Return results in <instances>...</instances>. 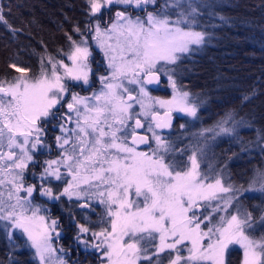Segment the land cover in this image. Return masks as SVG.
Segmentation results:
<instances>
[{"label":"snow or ice","instance_id":"obj_1","mask_svg":"<svg viewBox=\"0 0 264 264\" xmlns=\"http://www.w3.org/2000/svg\"><path fill=\"white\" fill-rule=\"evenodd\" d=\"M87 3L93 16L114 4L144 10L146 16L133 17L118 11L103 29L99 23L103 17H97L92 30L100 47L105 49L111 76L100 77L103 87L90 97L71 90L90 82L91 52L86 39L77 43L68 37L71 46L65 58L71 64L64 60L51 63L49 57L50 67L46 70L42 64L36 77L28 76L26 68L11 64L21 75L10 80L0 78V221L5 222L3 227L9 238L19 229L26 234L40 264H65L62 259L51 258L57 251L52 245L57 221L46 222L45 216L39 214L40 206L32 202L33 192L56 200L60 195L87 196L104 205L108 217L102 221L107 227L90 233L99 241L92 247L100 250L106 264H137L141 259L152 262L153 256L156 257L154 264H160L159 253L166 250H175L174 258L169 251V264H180L181 260L184 264H225L230 245H239L242 249L241 264H264V235L257 237L250 231L251 212L240 214L237 209V214L230 218L219 217L212 223L211 216L201 218L202 214L193 210L199 207L198 201L215 198L213 190L217 187L228 192L231 185L222 187L219 178L214 183L207 182L210 178L199 170L197 150L192 151L189 163L183 166L175 160L166 163L165 156L159 154L161 151L166 154L171 145L156 130L171 127L172 112L193 117L197 113L196 105L188 100L189 93L177 89L173 79L176 69H164L177 64L181 54L194 51L192 45L205 42L206 33L193 27L197 23L198 8L192 0H187L186 6L183 0H164L162 5H157V0H87ZM148 5H156L158 10L147 11ZM173 7L181 9L175 20L171 19ZM0 21L7 23L2 7ZM102 36L114 42L109 44L100 39ZM160 72L168 77L175 90L172 100L154 101L165 109L163 115L143 100L148 95L146 86L158 82ZM125 82L138 86L134 90L140 98L132 95ZM136 104L141 111L134 110ZM65 106L69 111L62 114ZM141 116L145 118L144 123ZM228 119L230 115L224 122ZM53 120H63L59 125L63 135L56 137L62 149L60 159L45 162L47 166L39 178L40 188L25 187V171L34 163V150L43 144L41 122ZM68 123L73 127H65ZM218 127L221 132L232 131L222 124ZM140 128L151 134L155 149L148 135L136 132ZM138 144L148 145L151 151H137ZM61 166L71 182L65 180L67 187L63 193L53 195L51 187L43 185L51 179H62ZM256 184L264 191V172L257 173L250 188ZM230 204L231 199L220 210L226 211ZM80 230L90 231L83 225ZM205 237L207 244L202 242ZM178 245L187 248V257L180 255L184 249H178ZM149 248L154 249L152 255L148 254Z\"/></svg>","mask_w":264,"mask_h":264},{"label":"trees","instance_id":"obj_2","mask_svg":"<svg viewBox=\"0 0 264 264\" xmlns=\"http://www.w3.org/2000/svg\"><path fill=\"white\" fill-rule=\"evenodd\" d=\"M192 3L198 8L193 27L206 33L205 42L182 54L173 68L174 80L189 93L197 113L195 117L176 115L171 127L160 130V135L181 166L196 143L210 139L204 165L220 172L225 184L248 189L238 191L239 206L243 213L252 214V233L264 235V191L255 185L250 188L257 173L264 170V0ZM0 7L7 22L0 21V78L8 80L21 74L11 64L35 76L46 59L65 55L71 46L68 37L76 41L86 34L93 18L87 0H0ZM158 89L162 87H149L152 93ZM229 115L231 119L224 122ZM221 124L232 131L221 132ZM77 202L72 199L73 207ZM77 205L78 222L85 218L83 211L88 218L97 213V207L92 213ZM59 229V239L68 244L63 246L67 256L94 257L92 251L78 247L74 233ZM3 245L0 264H37L25 236ZM239 259L238 248L231 247L225 264H239Z\"/></svg>","mask_w":264,"mask_h":264},{"label":"rangeland","instance_id":"obj_3","mask_svg":"<svg viewBox=\"0 0 264 264\" xmlns=\"http://www.w3.org/2000/svg\"><path fill=\"white\" fill-rule=\"evenodd\" d=\"M157 1H158L157 5H162L164 3V0H157ZM183 2L185 3V6H186L187 0H183ZM147 7L152 9V10H148V8H147V11H157L158 10L156 5H148ZM130 10H132L133 12H131ZM180 10L181 9H178V8H175V7L170 9L171 19L172 20H175L177 18V13ZM118 11H125L126 14H130L133 17L140 16L141 18H143V17L146 16V11H144V10H141V9H138V8H135V7H132V6L114 4L109 9L102 10L101 13L95 14V16H93V18L90 20V22H91L90 24H92L91 25L92 27H90L88 29V31H86V34L84 33L83 36H81L78 40H76L77 43H80V41L82 39H86L88 41V43L90 45V52H91V56L89 57L90 66H91V61L95 60L96 58H97L96 62H100L99 64H101V65L103 64L104 65L105 71L101 72V73H99L97 75L99 78L100 77H110L111 76V69H110V67L108 65V59H107V57L105 55V49L100 47L99 43L95 39V33L93 32L92 28L95 26V24L97 22V17L102 16L103 18L99 21V23L101 24V28L103 29V27L105 25L111 23V21L115 18L116 12H118ZM142 12H144V13H142ZM194 30L195 31H200V30H197V29H194ZM100 39L107 40V42L109 44L114 42L113 40H108L107 36H102ZM199 46L200 45H192V48L193 49H197ZM94 51H97L100 55L98 54V56L94 57L93 56L94 53H95ZM51 58H52L51 63H55L56 61H59V60H64V63L71 64V62L65 58V55H63L61 57H55V58L51 57ZM160 63L163 64L164 62H160ZM44 65H45L44 68L46 70L50 67L49 59H46V62L44 63ZM157 67L159 68L160 64H158ZM173 67H174V65H167V67L164 69V71H167L169 68H173ZM91 68H92V66H91ZM104 69L102 67V70H104ZM58 70L61 71V72L63 71L62 69L59 68V66H58ZM40 72H41V70L35 76H30V77L39 76ZM19 75H21V74H19ZM160 75H161L163 80L161 79V81L159 82L158 86L159 87L161 86L162 89H158L157 92L152 93L149 90V87H151V86L147 85L146 86V90H147L148 95L143 97V100H144L145 105H151V107H152V109L154 111H159L161 113L165 109L164 108H160V106L158 104H156L154 101L157 100V99H159V100H172L173 96L175 95V90L173 89L171 81L168 79V77L165 76L162 72H160ZM173 79H174V74H173ZM176 86H177V89L179 91H181V92L186 91L184 88H181L178 83H176ZM102 87H103V83L99 79V84H97L90 92H88V91L87 92H83V90H80L79 92H76V93L79 94L80 96L90 97V96H92V94L94 92H99ZM125 87L129 88V91L132 93V95L134 97L140 98L138 96L137 91L134 90V89L138 88L137 85L128 84L127 82H125ZM149 98H151V99H149ZM188 100H189L190 103H192L191 100H190V96L188 97ZM134 110L137 111V112L141 111L140 105L139 104L134 105ZM172 113L176 114V115H185V116L192 117V116H190V115H188L186 113L177 112L175 110ZM140 118H141V122L144 123L145 122V118L143 116H141ZM68 124H66L65 127H67V128L73 127L72 123H70L69 125ZM223 127H225V126H223ZM142 131L146 132L145 129H142ZM156 131H157L158 134H160V130L159 129H157ZM206 131L207 130H204L203 132H206ZM148 135H149V143L151 144L152 149H155L156 148V144L152 140L151 134L148 133ZM202 136H205V134H203ZM209 140H204L203 143H202V141H200L199 143H196L197 145L193 148V150H197V160H198V162L200 164L199 170H200V172L202 174L203 173H207L208 174V176L210 178L207 181L208 183H214L215 179L219 178L220 181H221V186L224 187V188H228L229 185L225 184L224 180L222 179V177L220 175L221 174L220 172L218 174H216L215 173L216 171L209 170L204 165V163H205L204 156H205V153H207V150H208L207 145L209 143ZM129 143H131L130 140H129ZM37 148H41V147L38 145ZM137 151H149L150 152L151 150L149 149L148 145H144V146L143 145L142 146L139 145V146H137ZM192 151L187 153L184 165L189 163L188 156L191 155ZM61 152H62V149H59L57 157L55 159L52 158V159L47 160V161L60 159ZM159 154H162V155L165 156V162L166 163L172 162L173 160L178 162L176 160L177 157L172 155L171 153L167 152L165 154V153H163L161 151ZM34 159H36V158L34 157ZM37 163H39L38 160L36 162H34V164H36V165H37ZM42 166H43V168H42V170H40V172L36 171L38 178H40L41 174L43 173L44 168L47 165L46 164L44 165V163H42ZM53 167H56V166L53 165ZM207 167H208V165H207ZM262 172H264V170ZM60 173H61V176H62L61 180L53 179V180H51L50 183H45L43 185L44 187H51L53 195H55L56 193H63V189L65 187H67V183H65V180H67L68 182H71V177L66 174V170H65V168L63 166L60 167ZM30 185H34V184H30ZM40 186H41V181L39 180V185L37 187L40 188ZM81 187L83 188L85 186L81 185ZM255 187L259 188V184H256ZM245 189H247V188H240L239 190L244 191ZM73 190L75 191L76 189H73ZM213 191H215V194H216L215 198H210L207 201L200 200V201H198L199 207H194V209H193L194 211L197 212L198 215L202 214L201 218H203V215H209V216H211L212 223H216L219 217H224L225 219H227V218H230V215L237 214V209H239V213L240 214H243V211H241L242 209L239 206V203H238V200H237L238 191H236V189L233 186H231V190L228 191V192L220 191L219 187H217ZM34 193L35 194L37 193V194L34 195ZM41 196L42 195H40L39 192H37V191L33 192V201L32 202L34 204L40 206L41 211H40L39 214L45 216L46 222L50 223L51 220H56V219H55V217L50 216L49 212L47 211L46 203L41 200ZM46 197H48V196H46ZM68 199L69 200L75 199L76 201H78L77 204L80 203V205H82V206L86 205V206H84V210L89 208L92 213H93V209H95V207H97V210H96L97 213H94L96 215L93 214V215H91L90 218L87 217V215H89V214H87V211H83L82 212V215L85 218L87 217L86 221L88 219L92 223L91 225L93 227H87L88 224H87V222H85V218L83 220L84 222L83 221L77 222L78 225H80V226L83 225L84 227H87L90 231L88 233L81 232L80 227H78L77 228V232H75V238L78 241V247L80 249H82L83 251L88 250L89 252H91V251L93 252V256L94 257L89 259V260H86L88 262V264L89 263L106 264V258L101 255L100 250L96 249L95 247H92L93 244H96L99 241L98 240H94L93 237L90 234L93 231L99 232L102 226H104V227L108 226L106 223L102 224V221H106L108 219V217H106L105 213H104V205L99 204L95 198L89 199L87 196H83V197H79V198L77 196H72L71 198H69L67 195H64V200H63V205L64 206L65 205H70L71 201H69ZM229 199H231V204L227 206L226 211H221L220 209H224L225 208L226 201H228ZM77 204L74 203V206L78 207ZM205 205H207V207H205ZM214 209H216V210L214 211ZM189 214H191V213H189ZM4 223H5L4 221H0V226H3ZM205 223H207V221ZM88 226H90V225H88ZM252 227H253V224H252ZM201 228H204V224L201 225ZM250 231L252 232V229ZM60 232H61V230L59 228H57V226H56L55 233H59V235H60ZM55 233H53L54 239H53L52 245L57 251L53 254V256L51 258L53 260H55L57 258L62 259L65 262V264H84V263L78 261L81 258V256H79L80 254L79 255L70 254V256H67V254H65L63 252L64 247L60 244L59 236L56 237ZM14 234L17 235V236H25V238H27L26 234H23L21 232V230H19V229H15V232H12L11 238L14 236ZM3 237H4V241L10 240L8 232L7 233H3ZM125 239L127 240V237H125ZM27 241H28V238H27ZM85 242H87V243H85ZM202 242L204 244H207L209 242L208 238L205 237ZM28 244H29V247L31 248L33 257L35 258L37 264H40V261H39L38 257L35 255V249L31 247L30 241H28ZM186 244H187V242H186ZM187 246L190 247V244H187ZM231 247L238 248V251L240 252L239 264H241L242 249L240 248L239 245H230L229 249ZM177 248L178 249H180V248L184 249L183 251L180 252V255L182 257H187L189 255L186 247H184L182 245H178ZM153 251H154V249L149 248L148 254L152 255ZM169 251L173 252V258H174L175 250H166L163 253H159L160 264H169L168 259H167L168 255H169ZM83 253L87 255L86 252H83ZM225 259H226V256H225ZM155 260H156V257L153 256L152 262H149L148 260L141 259V260H139L137 262V264H154ZM180 264H184V261L181 260Z\"/></svg>","mask_w":264,"mask_h":264},{"label":"flooded vegetation","instance_id":"obj_4","mask_svg":"<svg viewBox=\"0 0 264 264\" xmlns=\"http://www.w3.org/2000/svg\"><path fill=\"white\" fill-rule=\"evenodd\" d=\"M96 60L97 58L91 61L92 73L90 74L89 84L86 86L85 85L74 86L71 89L73 92L76 93V92H79L80 90H83V92H87V91L90 92L97 84H99V77L97 75L101 72H104L105 69H104V65L99 64L100 62H96ZM102 67L104 70H102ZM78 83L82 84V82H72L73 85L78 84ZM65 99L67 100L69 98L65 97ZM68 111L69 110L67 109L66 106L61 109L62 114L68 113ZM173 117H174V114H172V119H174ZM61 123H63V120H53L49 123L41 122V125L43 127V136H42L43 144L39 145L41 148H37L33 152V155L36 158L34 159V162L38 160L39 163H37V165L34 163H30L28 166V169L25 171L24 179H25L26 187L30 184H34L37 187L39 185L40 179L37 177L36 171L40 172V170H42L43 168L42 163H44L45 165V162L47 160H50L52 158L55 159L57 157L59 149L61 148L59 147V142L56 140V137L62 135V132L59 128V125ZM142 129L143 128L136 129V132L137 131L143 132ZM146 135H148V133ZM44 145H47L48 147H44ZM36 194L34 193V195ZM57 194H60V193H56L55 195ZM41 200L46 203L47 211L49 212L50 216L55 217V219L57 220V228H61L63 230H66L67 232H71L70 234H73V233L75 234V232H77V228L80 227V225H78L77 223L78 218L75 217V213H74L76 211V207H73V204L71 202H70V205L64 206L63 205L64 195H60V198L58 200L50 199L49 197H46V196H41ZM89 222L90 221L88 220L87 222L88 225L91 224V222L90 223ZM88 225L87 227H90ZM13 232H15V230ZM3 233H7V231H5L3 226H0V244L1 243L4 244L3 245L4 247L8 246V244L10 243H13V240L18 239L20 237L14 234V236L10 240L4 241ZM59 241L62 246H68V244H66L64 240L59 239ZM86 260H87V256H82L80 260L78 261L84 264H88ZM89 264H94V263H89Z\"/></svg>","mask_w":264,"mask_h":264},{"label":"water","instance_id":"obj_5","mask_svg":"<svg viewBox=\"0 0 264 264\" xmlns=\"http://www.w3.org/2000/svg\"><path fill=\"white\" fill-rule=\"evenodd\" d=\"M157 75L159 76V81L156 82V83L150 84V86H151L152 88L157 87L158 84H159V82L161 81V76H160V74L157 73ZM164 111H165V110H164ZM164 111L161 113V115H163ZM163 129H166V128H163ZM137 133H138L139 135H146L145 133H140V132H137ZM139 145H145V144H139Z\"/></svg>","mask_w":264,"mask_h":264}]
</instances>
